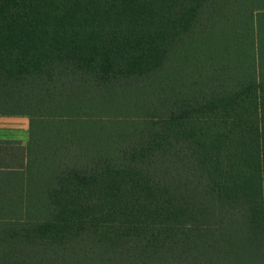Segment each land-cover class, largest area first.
<instances>
[{"label": "trees", "instance_id": "16d2710c", "mask_svg": "<svg viewBox=\"0 0 264 264\" xmlns=\"http://www.w3.org/2000/svg\"><path fill=\"white\" fill-rule=\"evenodd\" d=\"M263 26L264 0H0V112L28 116L0 264H264Z\"/></svg>", "mask_w": 264, "mask_h": 264}, {"label": "crops", "instance_id": "0c3cea01", "mask_svg": "<svg viewBox=\"0 0 264 264\" xmlns=\"http://www.w3.org/2000/svg\"><path fill=\"white\" fill-rule=\"evenodd\" d=\"M27 140L28 116L0 112V187L14 184V168L24 160Z\"/></svg>", "mask_w": 264, "mask_h": 264}, {"label": "rangeland", "instance_id": "374dc122", "mask_svg": "<svg viewBox=\"0 0 264 264\" xmlns=\"http://www.w3.org/2000/svg\"><path fill=\"white\" fill-rule=\"evenodd\" d=\"M262 28H264V26ZM152 86L153 88L151 90L156 92V97L161 96V94H163L164 96H167L168 91L171 90L170 81L166 79H160L159 81L154 82Z\"/></svg>", "mask_w": 264, "mask_h": 264}]
</instances>
